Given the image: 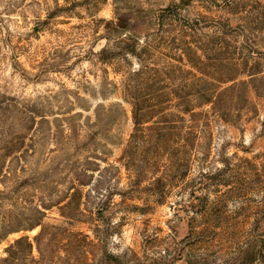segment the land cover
<instances>
[{"label": "rangeland", "instance_id": "374dc122", "mask_svg": "<svg viewBox=\"0 0 264 264\" xmlns=\"http://www.w3.org/2000/svg\"><path fill=\"white\" fill-rule=\"evenodd\" d=\"M263 243L264 0H0V264Z\"/></svg>", "mask_w": 264, "mask_h": 264}, {"label": "trees", "instance_id": "16d2710c", "mask_svg": "<svg viewBox=\"0 0 264 264\" xmlns=\"http://www.w3.org/2000/svg\"><path fill=\"white\" fill-rule=\"evenodd\" d=\"M247 257L244 258L242 264H264V243L257 252L252 254L251 257Z\"/></svg>", "mask_w": 264, "mask_h": 264}]
</instances>
